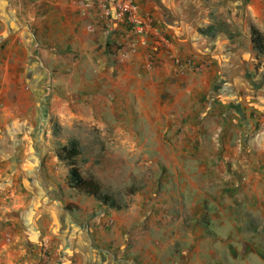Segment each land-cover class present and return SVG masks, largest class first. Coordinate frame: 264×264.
<instances>
[{
  "label": "crops",
  "instance_id": "obj_1",
  "mask_svg": "<svg viewBox=\"0 0 264 264\" xmlns=\"http://www.w3.org/2000/svg\"><path fill=\"white\" fill-rule=\"evenodd\" d=\"M112 1L109 0V3ZM97 2L0 0V41L4 43L2 51L4 54L7 52L0 73V91L10 95L2 110L7 117L21 118L13 141L10 140L18 145L14 150L7 151L9 154H5H15L20 158L26 156L27 159L34 157L28 155L27 148L30 149V146L27 143L36 142L37 139L35 135L30 138L27 132L37 125V116L34 112L29 115L28 111H35L40 104L44 106L42 108L49 105L50 109L56 105L59 116L65 120L75 118L70 112V104H77L76 108H80L78 104H83L85 97L100 112L106 108L123 110L129 105H144L151 111L155 104L156 114L148 122L157 125V136L164 138L174 135L178 129L174 136L183 143L182 154L186 155L191 150L196 152L194 157L189 156L195 162V171L186 174L185 170H181L183 176L194 178L189 183L193 197L183 201L186 214L195 224L210 214L214 232L219 234L225 228L223 223L230 216L237 218V215L224 212L226 203L223 201L227 200V195L222 192V188L227 184L223 179L227 178L225 161L229 155V144L238 142L235 133L244 121L222 119L217 116V108L206 114V104L202 106L197 99L206 87L199 83L203 77L192 79L190 74L179 73L175 82H172L174 63L164 55L155 60L159 66L150 68L146 63L144 49L131 53L124 44L121 50L109 54L106 45L126 39L122 29L113 21L107 25L99 19ZM138 6L140 12L151 17L152 23L167 35L174 47L172 56L175 58L187 54L202 56L201 48L204 46L211 51L207 50L211 58L227 57L230 51H219L224 43L222 41H243L242 36L237 34L242 29L241 25L244 26L237 21L239 15L257 18L264 13V0L248 3L244 0H139ZM105 26L111 29L109 35H105ZM41 42H45V46L39 50ZM55 46H60L63 52L58 53ZM216 51L218 53L213 54ZM72 57H76L75 60ZM44 63L46 67L42 66ZM53 68L56 71L50 74ZM50 77L52 87L45 86ZM50 93L56 96L49 97ZM73 94H79L80 100H70ZM63 95L66 97L63 98ZM40 96L43 98L40 99ZM67 111L71 116L65 117ZM33 153L37 157V152ZM208 158L213 159L208 169L212 175L210 178L203 176L207 175L203 169V160ZM39 169L37 165L32 171ZM37 183V192L24 185L27 196L25 201L21 205H12L15 209L11 206V211L6 209L3 213L6 216L4 221H14L18 225L16 232L12 233V242H0L3 264H34L37 261L36 254H39L40 246L38 239L43 223L51 217L53 207L59 201L51 194L54 189L51 182ZM184 184L180 187L186 190ZM204 205L216 206L218 212L203 211ZM137 217V212L133 210L124 214L112 212L101 219L90 217L91 225L96 224L87 228L89 234L96 235L104 243L112 241L113 249L96 251L91 245L87 246L90 252L87 264H164L166 258L162 256L175 237L168 236L166 242L160 245L155 242L157 246H154L147 233L142 235L134 228L133 223ZM73 221L69 222L66 217L67 232L72 236L68 242L85 232V229L82 231L78 227L82 222L75 226ZM145 223L151 228L156 225L152 221ZM165 223V220L159 219L157 225L163 227ZM7 232L5 227L1 233L10 236ZM127 241L134 245L125 251L131 255L120 261L116 257L118 254H115V247L125 246ZM211 243L214 245L211 249H206L204 245L193 247L188 253V264H198L196 258H205V255L218 256L222 253L220 244L210 240ZM70 245L71 251L82 253L85 250L74 247L73 242ZM188 250L189 247L185 249ZM10 257L14 260H10ZM174 261L172 258L171 264ZM211 264L223 263L212 261Z\"/></svg>",
  "mask_w": 264,
  "mask_h": 264
},
{
  "label": "rangeland",
  "instance_id": "obj_2",
  "mask_svg": "<svg viewBox=\"0 0 264 264\" xmlns=\"http://www.w3.org/2000/svg\"><path fill=\"white\" fill-rule=\"evenodd\" d=\"M244 1L248 3L252 0ZM237 21L244 24L237 32L243 41H222L224 43L219 51H230L227 57L211 58V51L204 46L201 48L202 56L187 54L168 59L174 63L172 82H175L179 73L190 74L192 79L203 77L199 83L206 87L197 99L202 106L206 104V114L217 108V116L222 119L244 121L235 133L238 142L229 144V155L225 161L227 178L223 179L227 184L222 188V192L227 195V200L223 201L226 203L224 212L237 215L238 219L230 216L223 223L225 228L219 234L214 232L210 214L200 218L196 224L190 220L183 201L193 197L189 183L194 178L183 176L181 170H185L186 174L195 171V162L189 156L194 157L196 152L191 150L186 155L182 154L183 143L174 136L178 129L174 135L164 138L157 136V125L148 122L156 114L155 104L151 111L144 105H129L123 110L106 108L100 112L85 97L84 103L78 104L80 108H76L77 104H70V112L75 116L72 120L59 116L56 105L50 109L49 105L42 108L44 106L40 104L35 111H28L29 115L34 112L37 116V125L30 128L27 135L30 138L35 135L37 141L27 143L30 146V149L27 148L28 155L34 156L27 159L26 156L20 158L15 154L8 155L7 151L14 150L18 145L10 140L14 139L21 118L4 114L2 108L10 95L0 91V242H12V233L16 232L18 225L14 221H4L6 216L3 213L6 209L11 211L12 205H21L25 201L24 185L37 192V182H51L54 185L51 194L59 201L53 207L51 217L43 223L38 239L39 254H36L37 261L34 264H87L90 256L87 246L91 245L96 251L113 249L112 241L104 243L96 235L89 234L87 228L96 224L91 225L90 217L101 219L112 212L124 214L131 210L137 212L138 216L133 223L134 228L142 235L147 233L152 244L156 242L160 245L167 241L168 236L175 237L162 256L166 258L164 264H171L172 258L175 259L174 264H188V253L192 248L204 245L206 249H211L214 245L210 244V240L222 246V253L196 258L198 264H211L212 261L223 264H264V57H257L248 41L251 25L264 35V13L257 18L242 14ZM104 31H107V27ZM3 44L0 41V73L7 55L6 51L5 54L2 51ZM124 44L130 46L127 41H119L106 47L114 50L115 54ZM44 46L45 42H41L39 50L44 49ZM55 48L58 53L63 52L60 46ZM138 49H144L145 59L148 58L147 47L138 46L134 53ZM75 58L72 57V60ZM188 58L201 64L202 69L195 72L179 68ZM42 66L46 67L45 63ZM153 66L159 65L154 62L150 68ZM44 85L52 87L51 77ZM50 96L56 95L50 93ZM70 98L74 102L78 98L80 100L81 96L73 94ZM65 115L71 116L68 111ZM171 131L173 133L170 127ZM72 139L78 142L80 155L75 165L81 174L92 175L97 179L103 191L119 203L121 210L100 206L68 187L66 175L69 164L58 160L55 152L59 145ZM31 151L37 152V157ZM203 162L207 174L203 176L210 178L212 175L208 169L213 159H204ZM37 165L40 169L33 172V167L37 168ZM182 183H185L186 190L180 187ZM206 210L218 212L216 206L204 205L203 211ZM66 217L69 222L74 220L72 224L75 226L82 222L78 227L82 231L85 229L83 234L69 242L68 238L72 236L67 232ZM159 219L166 221L165 226L157 225ZM146 221L156 223L155 227L147 226ZM5 227L10 236L1 233ZM71 242L74 247L85 248L84 252L71 251ZM133 246L128 241L125 246L116 245L118 260L128 259L131 254L125 251ZM188 247L189 250L185 251ZM3 257V253H0V264L4 263ZM9 259L14 260L13 257Z\"/></svg>",
  "mask_w": 264,
  "mask_h": 264
},
{
  "label": "built area",
  "instance_id": "obj_3",
  "mask_svg": "<svg viewBox=\"0 0 264 264\" xmlns=\"http://www.w3.org/2000/svg\"><path fill=\"white\" fill-rule=\"evenodd\" d=\"M139 0H98L99 19L107 25L113 21L117 27L122 29L124 38L129 43V50L134 53L136 47H147L149 55L146 58L147 66L151 67L158 56L172 57L173 45L166 35L157 28L151 17L140 12ZM92 31L91 27H88ZM111 29L107 28L106 34L109 35ZM179 68L192 69L199 72L201 64H196L193 59L188 58Z\"/></svg>",
  "mask_w": 264,
  "mask_h": 264
},
{
  "label": "trees",
  "instance_id": "obj_4",
  "mask_svg": "<svg viewBox=\"0 0 264 264\" xmlns=\"http://www.w3.org/2000/svg\"><path fill=\"white\" fill-rule=\"evenodd\" d=\"M250 44L254 54L257 57H264V35L254 26L249 27ZM110 54L114 53L110 47H107ZM56 158L60 161L67 162L69 169L67 171L66 180L68 187L78 194L86 196L94 200L98 205L119 211L122 207L109 194L103 191L100 183L92 175L83 176L79 168L75 165L80 155L78 142L74 139L69 140L64 145H59L55 152Z\"/></svg>",
  "mask_w": 264,
  "mask_h": 264
}]
</instances>
